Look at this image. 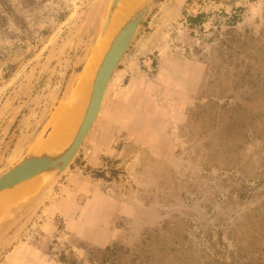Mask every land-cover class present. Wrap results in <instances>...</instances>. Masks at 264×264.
Returning <instances> with one entry per match:
<instances>
[{"label":"rangeland","instance_id":"1","mask_svg":"<svg viewBox=\"0 0 264 264\" xmlns=\"http://www.w3.org/2000/svg\"><path fill=\"white\" fill-rule=\"evenodd\" d=\"M109 2L0 0V175L73 101ZM263 26L264 0H152L72 163L0 215V264H90L112 244L120 264H264ZM74 177L91 224L45 213Z\"/></svg>","mask_w":264,"mask_h":264},{"label":"water","instance_id":"2","mask_svg":"<svg viewBox=\"0 0 264 264\" xmlns=\"http://www.w3.org/2000/svg\"><path fill=\"white\" fill-rule=\"evenodd\" d=\"M151 1L138 0L134 5L124 9V0H110L99 39L105 35L118 14L121 15V20L107 41L106 48L94 70V75L83 100L76 106L75 114L64 129L65 132L62 137L55 135L53 137V128L40 143L31 148L20 160L0 175V215L11 205L20 201L5 202L3 200L5 196L21 186L22 183L38 176L46 178L45 183L38 191H42L48 186L44 195L37 200V203H41L51 191L56 179L72 163L97 119L110 80ZM74 101H76V96H74L71 104Z\"/></svg>","mask_w":264,"mask_h":264},{"label":"bare ground","instance_id":"3","mask_svg":"<svg viewBox=\"0 0 264 264\" xmlns=\"http://www.w3.org/2000/svg\"><path fill=\"white\" fill-rule=\"evenodd\" d=\"M138 0H124V9H126L129 6L134 5ZM121 20V15L118 14L114 21L113 24L109 27L108 31L105 33V35L100 39V41L97 43V45L94 47L92 53L90 56L87 58L85 64L83 65L81 71L78 74L77 77V86L75 90V96H76V101L73 102V104H68V105H61L59 106L56 111L53 113L51 117V126H53V137L55 136H60L62 137L64 135V129L66 126L70 123L72 117L75 114L76 106L79 104L81 101V95H84L89 88V85L91 83V79L94 75V70L98 64V61L100 57L102 56L106 45L107 41L115 27L119 24ZM72 100V99H71ZM71 103V101H70ZM39 177V176H38ZM37 178V177H35ZM35 178L28 180L24 183H22L21 186H19L17 189L10 191L6 196L5 199H3L5 202L6 201H16L25 198L26 196L31 195L34 193L38 186V180ZM35 180V181H34Z\"/></svg>","mask_w":264,"mask_h":264},{"label":"crops","instance_id":"4","mask_svg":"<svg viewBox=\"0 0 264 264\" xmlns=\"http://www.w3.org/2000/svg\"><path fill=\"white\" fill-rule=\"evenodd\" d=\"M96 163V162H95ZM75 181V177L74 178H69L65 183L61 184V186L56 190L59 191L63 194H69V197H60V198H56L54 199L53 197L51 198L50 202L48 203V205L45 207V213L49 216H64L66 220V222L68 224H75L76 226L79 224H91L90 221H92L91 219H87V220H82L79 217H76V213H78L81 209L85 208L86 205L84 206H78L77 204H74V200L76 198V192L78 191L77 189L73 188L74 184L73 182ZM56 193V192H54ZM99 195V193L92 191L90 193V197L88 202L91 203L90 207L94 204H96L95 202V198ZM94 202V203H92ZM102 213H105V209H101L100 210ZM110 215L107 217L106 222L110 221ZM77 218V219H76ZM85 221V222H84ZM105 221V220H104ZM100 220H98L97 222V226L99 225ZM41 229L43 230H49V231H53L51 226L49 225H45L41 226ZM102 240H98L97 243H99ZM16 252V248L13 250L12 254Z\"/></svg>","mask_w":264,"mask_h":264},{"label":"trees","instance_id":"5","mask_svg":"<svg viewBox=\"0 0 264 264\" xmlns=\"http://www.w3.org/2000/svg\"><path fill=\"white\" fill-rule=\"evenodd\" d=\"M202 17H203L202 14H199L190 20H191V22H197L199 20H202ZM263 32H264V28H263V31L261 33H263ZM227 34H228V40L226 39V40L221 41V44L224 45L225 47H227L228 49H231V46L228 45L231 42H242L244 44L246 42V40L244 42V37H243V40L240 41V38H241L240 34H235L232 31H227ZM249 39H252V38H249ZM238 48H239V46H238ZM219 55H222L221 50L219 52ZM247 73L248 72H246L245 75H247ZM257 74L260 75L259 72ZM245 75H243V76H245ZM102 175H103L102 171L97 173V177H102ZM145 241H146V238L143 239L142 243L144 244ZM129 250L130 249L123 248L122 246H119L117 244H112V245L106 246L104 248H95V249L91 248L88 250V254L90 255L89 256L90 264H120V259L118 257V253L122 252L124 255H126L129 253ZM98 254H100L99 257L96 256ZM134 255L136 257L138 254H134ZM96 257H97V259H96ZM132 261H133V259H132ZM132 261H129L130 264L133 263Z\"/></svg>","mask_w":264,"mask_h":264}]
</instances>
